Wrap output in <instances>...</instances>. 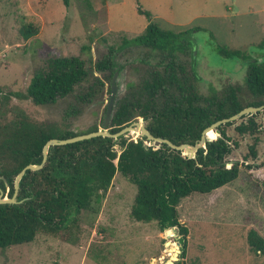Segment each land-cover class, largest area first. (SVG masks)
I'll return each instance as SVG.
<instances>
[{
	"label": "rangeland",
	"instance_id": "obj_1",
	"mask_svg": "<svg viewBox=\"0 0 264 264\" xmlns=\"http://www.w3.org/2000/svg\"><path fill=\"white\" fill-rule=\"evenodd\" d=\"M138 7L161 28L185 32L187 48L178 59L187 67L192 63L202 94L228 83L243 87L244 63L219 54V46L264 60V0H0V95L8 96L0 101V122L23 114L33 123L53 124L60 130L101 129L113 74L96 72L92 64L108 45L117 46L122 38L143 30L147 19ZM24 24L35 29L28 38L19 32ZM57 56H78L84 62L87 77L71 94L45 105L13 95L24 93L33 72ZM140 58L153 62L145 49L116 51L114 101L125 83L138 77ZM94 76L102 87L89 101H80L77 96ZM253 116L264 125V109ZM241 120L245 118L225 127L231 146L225 166L237 162V176L209 193H192L176 206L178 220L187 228L186 264H264V254L253 253L246 243L249 229L264 238V140L256 143L255 155L250 156L253 135L234 130ZM114 148L118 151L117 145ZM134 194L135 186L115 172L100 202L93 205L96 212L78 213L73 242L66 240V232H38L30 242L0 248V264H165L178 234L165 246L168 228L164 232L154 221L133 220L129 209Z\"/></svg>",
	"mask_w": 264,
	"mask_h": 264
},
{
	"label": "trees",
	"instance_id": "obj_2",
	"mask_svg": "<svg viewBox=\"0 0 264 264\" xmlns=\"http://www.w3.org/2000/svg\"><path fill=\"white\" fill-rule=\"evenodd\" d=\"M137 12L147 19L143 30L133 37L122 38L117 46L108 45L102 57L92 64L94 71H107L110 76L119 71L113 60L117 50L145 49L153 57V62L139 59L138 77L127 81L124 92L115 99L106 126L109 133L141 118L151 135L166 138L173 144L193 145L202 129L212 122L246 106L264 103L263 59L251 58L239 49L219 46V54L244 63L243 87L228 83L218 90L209 88L202 94L197 89L199 76L192 63L187 67L178 59L177 54L187 48L182 39L185 32L163 29L151 21L149 12L139 7ZM19 32L23 38H28L35 29L24 24ZM86 77L84 62L78 56L50 57L33 72L24 93L13 95L27 98L34 105L51 104L71 94ZM102 85L94 76L93 83L77 96L78 99L89 101ZM7 99V95H0V101ZM257 112L242 115L238 119L245 120L234 126L239 135H253L248 146L250 156L255 155L256 143L264 140V125L256 123L253 116ZM230 124L219 125L216 137L214 132H208L210 140H206L192 158L164 143L158 147L147 146L144 137L133 140L123 135L116 138L99 135L49 146L43 166L22 174L15 196L17 202L0 203V248L30 242L38 232L53 235L66 232V240L73 242L71 237L77 229L78 213L96 212L93 205L100 202L114 173L119 172L135 186L129 216L135 221H154L160 230L175 226L181 248L179 259L173 264H186L183 258L187 228L179 222L176 206L192 193H209L237 176V162L225 166L231 151L225 127ZM96 129L79 133L60 130L53 124L33 123L23 114L0 122V190L8 198L12 195L15 175L25 165L40 162L46 140ZM261 183L264 188V178ZM171 233L174 232L167 230L164 235ZM246 243L253 253L264 254V238L254 229L247 231ZM175 248V244L170 248L172 254Z\"/></svg>",
	"mask_w": 264,
	"mask_h": 264
},
{
	"label": "water",
	"instance_id": "obj_3",
	"mask_svg": "<svg viewBox=\"0 0 264 264\" xmlns=\"http://www.w3.org/2000/svg\"><path fill=\"white\" fill-rule=\"evenodd\" d=\"M116 76H117V74H116V72H114L112 77H111V80H110L109 97H108V100H107L106 105H105V113H104V118H103L101 129H96L94 131L76 134L74 136L67 137V138H50V139L46 140L44 142L42 148H41V160H40V162L38 164H27L23 168H21V170H19V172L15 175L14 180H13V193H12V195L9 198L5 197L4 194L2 193V191L0 190V203H16L17 202L15 196L17 193L18 182H19L22 174L24 173L25 170L34 171V170L40 169L45 162L46 154H47V148L51 145H61V144H66V143H72L75 141L88 139V138H91L94 136H99V135L116 138V137L121 136V135L124 136L126 133L135 132L138 134L139 137L145 138V140H146L145 144L147 146L153 145L154 147H158L161 143H164L168 147H170L174 150L181 151L182 154L187 155V157H189V158H192V157H194L196 150L200 147H204V142L206 140H210V138H208V136H207V132L209 130L214 132L218 136L219 132L217 130V127L219 125L224 124L226 122H231L233 120H236L244 114H251V113H254V112L259 111L261 109H264V103L259 105V106H246V107L240 109L239 111H237L236 113H234L228 117L220 118V119L212 122L211 124H209L208 126H206L202 129L198 140L193 145H189L186 143L173 144L172 142H170L166 138L155 137V136L151 135L149 133V131L146 129L145 123L141 121V118H138L135 121L130 122L129 124L123 126L122 128H120L119 130H117L114 133H109L107 131L106 126L108 124V121H109V118L111 115V109H112L114 98H115L116 91H117V86L115 84ZM168 229H171L174 233L177 232V229L175 226L169 227ZM165 230H167V229H164L163 231L165 232ZM167 243H168V241L165 240L164 244H167ZM175 244H176L175 245L176 250L172 256H168L167 260L165 261V264H173V262H175L179 259L178 254H180V247H179L180 243L176 242Z\"/></svg>",
	"mask_w": 264,
	"mask_h": 264
},
{
	"label": "bare ground",
	"instance_id": "obj_4",
	"mask_svg": "<svg viewBox=\"0 0 264 264\" xmlns=\"http://www.w3.org/2000/svg\"><path fill=\"white\" fill-rule=\"evenodd\" d=\"M208 132H210V130ZM133 133H135V132H133ZM169 230H171V229H169ZM173 235H174V233H171V234L167 235L166 237L168 238L169 236H173ZM166 241H168V243L165 246H168L171 243V241L170 240H166ZM172 255L173 254L171 252H168V256H172Z\"/></svg>",
	"mask_w": 264,
	"mask_h": 264
}]
</instances>
